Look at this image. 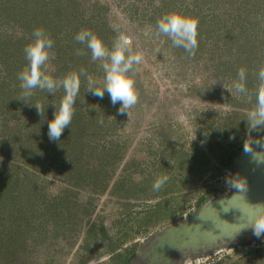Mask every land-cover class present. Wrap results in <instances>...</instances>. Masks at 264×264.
Here are the masks:
<instances>
[{
    "label": "rangeland",
    "instance_id": "1",
    "mask_svg": "<svg viewBox=\"0 0 264 264\" xmlns=\"http://www.w3.org/2000/svg\"><path fill=\"white\" fill-rule=\"evenodd\" d=\"M172 11L199 18L194 56L156 34ZM37 28L54 41L49 74L61 80L83 67L97 87L102 62L76 34L90 30L109 49L120 33L131 36L144 59L134 66L138 102L129 115L107 92L87 93L82 77L72 122L50 141L47 121L63 88L27 99L44 107L43 123L18 99ZM261 66L264 0H0V264H140L142 243L226 193L234 157L264 137H248L244 120ZM242 67L251 102L233 87ZM161 175L169 179L155 191ZM188 264H264V238Z\"/></svg>",
    "mask_w": 264,
    "mask_h": 264
},
{
    "label": "clouds",
    "instance_id": "2",
    "mask_svg": "<svg viewBox=\"0 0 264 264\" xmlns=\"http://www.w3.org/2000/svg\"><path fill=\"white\" fill-rule=\"evenodd\" d=\"M198 25L199 18L194 15L184 14L180 11H172L162 15L156 22L155 30L157 36L163 35L171 41L174 48H182L189 56H194L198 48ZM75 41L86 46L91 52L93 61H101L100 67L104 72L103 87H97V81L88 75L81 67L67 73L61 80H57L48 73V62L54 55L52 48L54 41L50 34L43 28H37L32 33V41L24 48L27 65L18 73L20 88L22 89L19 100L27 103L35 89L46 91L54 95L59 88H63L64 95L60 100L59 107L54 105L53 119L47 121L48 138L52 142H59L66 128L72 122L75 114L74 105L79 96L81 78L86 79L87 93L103 99L105 92L110 97L113 106L119 103L117 109L121 115H129V109L138 102V91L136 89L135 67L143 62L141 52H133V39L131 36L120 33L113 41L109 49L104 41L90 30H81L75 36ZM83 50H77V55H83ZM237 81L234 82L235 93L246 96L251 102L253 93L246 87L247 73L243 67L238 70ZM258 86L254 93L255 104L247 112L244 119L247 124L248 137L256 130H264V66H261L258 74ZM34 106L37 115L41 117L42 123L46 119V111L40 103L31 104ZM103 123L101 119L99 121ZM195 138V137H194ZM193 138V139H194ZM234 139V137H230ZM254 147H250L245 141L243 152L249 155L251 160L258 165L264 162V154L255 149H264V137L252 141ZM167 175L159 176L153 183V190L159 191L168 181ZM226 184L239 192L248 191L247 182L234 184L228 179ZM247 224L243 229H250L254 237L264 238V201L252 203L247 213Z\"/></svg>",
    "mask_w": 264,
    "mask_h": 264
},
{
    "label": "water",
    "instance_id": "3",
    "mask_svg": "<svg viewBox=\"0 0 264 264\" xmlns=\"http://www.w3.org/2000/svg\"><path fill=\"white\" fill-rule=\"evenodd\" d=\"M264 154V149H255ZM248 191L228 187L226 193L206 200L188 219L158 231L149 240V250L142 252L148 264H169L175 253L201 259L214 252L241 248L253 237L243 229L250 204L264 201V162L259 165L249 155L239 152L233 159L231 182L244 184Z\"/></svg>",
    "mask_w": 264,
    "mask_h": 264
},
{
    "label": "flooded vegetation",
    "instance_id": "4",
    "mask_svg": "<svg viewBox=\"0 0 264 264\" xmlns=\"http://www.w3.org/2000/svg\"><path fill=\"white\" fill-rule=\"evenodd\" d=\"M149 250V240L142 243L141 248L138 252V258H140V264H148V260L143 257L142 252ZM192 257H185L180 260V254L175 253L171 258L169 264H188L189 259Z\"/></svg>",
    "mask_w": 264,
    "mask_h": 264
}]
</instances>
